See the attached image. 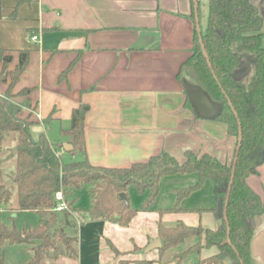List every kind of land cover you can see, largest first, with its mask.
<instances>
[{
    "label": "crops",
    "instance_id": "1",
    "mask_svg": "<svg viewBox=\"0 0 264 264\" xmlns=\"http://www.w3.org/2000/svg\"><path fill=\"white\" fill-rule=\"evenodd\" d=\"M16 1L0 0V49L10 56L8 73L18 62L19 49L30 51L13 92L29 89L16 99L23 103L22 115L30 110L28 106L32 108L33 137L45 132L63 159H73L79 152L73 151L68 127L73 108L84 104L85 150L93 164L126 166L163 151L184 160L187 149L231 160L235 138L224 123L210 119L215 104L180 71L193 51L196 18L200 31L205 28L207 0H24L13 11ZM36 33L39 42L31 38ZM2 67L0 61V71ZM8 84L7 74L6 81L0 80V92ZM186 98L195 110L186 105ZM12 136L5 145L11 143ZM193 173L171 175H195L194 181L197 175ZM246 182L264 204V160ZM200 187L179 201L178 210H168L176 201L173 192L169 205L156 201L154 207L139 210L128 226L110 220H84L78 227L77 256H61L56 264H118L105 238L129 251V258H157L153 249L143 254L139 251L157 237L158 222L172 225L182 220L188 225L216 228L221 216L210 208L218 206L212 191L206 196L197 194ZM17 210L10 215L14 217ZM75 215L81 218V212ZM255 223L250 261L264 264V212L255 216ZM123 234L128 241L124 248L118 245ZM19 244L26 246L25 264L32 256L30 245ZM217 251L216 246L203 247L200 256L206 258ZM154 264L179 263L168 258Z\"/></svg>",
    "mask_w": 264,
    "mask_h": 264
},
{
    "label": "trees",
    "instance_id": "2",
    "mask_svg": "<svg viewBox=\"0 0 264 264\" xmlns=\"http://www.w3.org/2000/svg\"><path fill=\"white\" fill-rule=\"evenodd\" d=\"M22 1L15 2L13 11ZM207 1L205 28L200 35L194 33L192 54L180 71L215 104L210 119L224 123L228 134L235 138L229 162L210 152L187 149L184 160L163 151L126 166L93 164L85 150L84 104L73 108L68 127L73 151L77 150L82 157L65 161L45 132L32 136L31 125L35 123L32 108L28 106L30 110L22 115L23 103L16 99L29 89L13 92L15 82L27 65L29 49H19L18 62L9 73L6 67L10 56L0 49L3 63L0 80L6 81L9 75L7 88L0 92V209L5 218H11V212L16 209L35 211L39 217L37 224L22 229L1 220L0 248L5 243L29 244L32 256L25 264H56L61 256L75 258L78 227L84 220H110L128 226L139 210H147L154 204L163 176L194 172L195 182L174 188L176 201L168 210H178L183 197L211 179L218 208L210 209L219 211L220 224L213 229L201 224L188 225L182 220L172 225L158 222L157 237L161 245L155 248L157 258H129L126 250H120L110 238H105L118 264L161 262L167 249L186 242V246L171 257L179 264H252L250 241L256 228L255 216L264 212V204L247 184L246 177L264 160L263 19L252 0ZM72 64L73 61L60 73V78ZM186 105L195 110L189 98ZM239 131L241 137L236 148ZM10 135H13L12 141L5 145ZM129 186L138 192L148 191L139 208L130 205ZM83 189L88 194L89 204L77 208L74 203ZM57 190L62 192L67 209H55ZM121 192L126 199L120 196ZM15 195L17 206L13 207ZM75 212H81V218L78 219ZM211 246H216L218 251L201 258V249Z\"/></svg>",
    "mask_w": 264,
    "mask_h": 264
},
{
    "label": "rangeland",
    "instance_id": "3",
    "mask_svg": "<svg viewBox=\"0 0 264 264\" xmlns=\"http://www.w3.org/2000/svg\"><path fill=\"white\" fill-rule=\"evenodd\" d=\"M254 3H258V6L260 8L261 14L264 16V0H252ZM201 3V0H200ZM205 12V10H203ZM205 16V15H204ZM236 144V141H235ZM235 148V145H234ZM234 152V150H233ZM233 156V153H232ZM80 158L79 153L75 155L73 159ZM232 159V157H231ZM65 161H68L67 159H63ZM11 165V164H10ZM195 174V173H193ZM192 176L195 175H165L161 178L159 182V192L157 195V198L154 202V205L156 204V201L158 202L159 205L161 206H166L169 205L172 201V193L175 191L172 190L173 187H183L187 186L189 184H192L196 180H192ZM213 187V182L211 179H207L202 186L200 187L199 193L197 194H202L203 196L208 195V192L212 191ZM148 191L146 190L145 192H138L136 191L133 187L129 186L127 189V197L130 202L131 206L139 208L142 204L143 199L147 196ZM173 193V195H174ZM176 194V193H175ZM77 201L74 203V206L77 208H85L89 204V197L88 194L86 193V190L83 189L79 195H78ZM153 205V207H154ZM16 215L11 218H5V214L0 212V221L1 220H6L9 223H13L16 228L22 229V228H28L30 226H33L38 223L39 217L35 211L31 210H17ZM125 235L123 234V237L121 238L120 242L118 243L119 247H127L128 246V241L124 237ZM133 246L137 247V245L132 243ZM187 242L184 244L179 245L178 247L175 248H169L167 249L163 255L162 259H168L171 258L177 251H180L186 246ZM26 246L24 244H12V245H5L4 247L0 248V264H24V261L27 259V251ZM141 249V248H140ZM131 250V249H130ZM137 250V249H135ZM152 253L156 251L155 248L153 249ZM127 251V250H126ZM129 251L126 253L128 254ZM146 253L144 252V248L139 251V254ZM126 254V255H127Z\"/></svg>",
    "mask_w": 264,
    "mask_h": 264
},
{
    "label": "water",
    "instance_id": "4",
    "mask_svg": "<svg viewBox=\"0 0 264 264\" xmlns=\"http://www.w3.org/2000/svg\"><path fill=\"white\" fill-rule=\"evenodd\" d=\"M196 28H197V32H198V35H200V27H199V23H198V19L196 18ZM199 41L201 43V48L203 49V52H204V55L206 56V53L204 51V48H203V44L201 42V38L199 37ZM240 137H241V133L239 131V136H238V144L236 145V148H238L239 146V142H240ZM10 183L9 182H6V185H9ZM120 196L123 197L124 199H126V195L124 192H121L120 193ZM12 215L14 216L15 213H12ZM161 245V241H160V238L156 237L154 239H152L145 247H144V252H147V251H150L154 248H157Z\"/></svg>",
    "mask_w": 264,
    "mask_h": 264
},
{
    "label": "built area",
    "instance_id": "5",
    "mask_svg": "<svg viewBox=\"0 0 264 264\" xmlns=\"http://www.w3.org/2000/svg\"><path fill=\"white\" fill-rule=\"evenodd\" d=\"M31 38H32L33 41H37V42L40 41V37H39L38 33L33 34L31 36ZM36 115H37V117L40 116V114H38V113ZM54 197H55V199L57 201L55 209H57V210L67 209V203H66V201H65V199L63 197V194H62V192L60 190H57L55 192Z\"/></svg>",
    "mask_w": 264,
    "mask_h": 264
}]
</instances>
